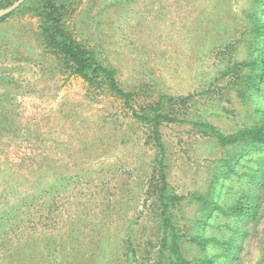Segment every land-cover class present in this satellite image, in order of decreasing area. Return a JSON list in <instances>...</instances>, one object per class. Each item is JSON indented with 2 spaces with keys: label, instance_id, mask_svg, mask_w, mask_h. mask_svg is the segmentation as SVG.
<instances>
[{
  "label": "rangeland",
  "instance_id": "374dc122",
  "mask_svg": "<svg viewBox=\"0 0 264 264\" xmlns=\"http://www.w3.org/2000/svg\"><path fill=\"white\" fill-rule=\"evenodd\" d=\"M35 1L0 22V264H170L152 125L105 82L71 74ZM62 1L65 30L114 70L139 113L264 131V66L242 65L264 60V0ZM159 130L183 256L220 263L208 239L236 238L233 263L264 264V146H222L190 123ZM247 198L255 215L204 201Z\"/></svg>",
  "mask_w": 264,
  "mask_h": 264
},
{
  "label": "trees",
  "instance_id": "16d2710c",
  "mask_svg": "<svg viewBox=\"0 0 264 264\" xmlns=\"http://www.w3.org/2000/svg\"><path fill=\"white\" fill-rule=\"evenodd\" d=\"M15 1L17 0H0V10L11 6ZM25 1L29 2L33 0ZM35 2V9L42 19L41 29L43 37L48 44L58 49L62 54L65 64L67 68L70 69L71 74L80 75L89 81L98 84L105 82L114 93L118 94L125 100L126 105L132 110V115L135 118L152 125L154 140L160 150L155 159V165L160 171L159 204L163 230L160 245L161 254L165 256L170 264H235L233 263V259L237 257V251L240 246L238 244V239L236 238L227 241H221L215 237H210L208 239V241L214 242L222 247L221 253L225 256V259L220 263L216 262L214 256L193 260H189L183 256L180 247V236L169 211L170 204L176 198L168 189L167 175L164 170L165 149L159 129L163 122L190 123L200 128H206V130L216 136L219 144L222 146L235 144L247 137L256 139L264 146V131L260 128H245L233 135H226L209 123L180 119L167 112L158 111V107L154 109L152 115L139 113L133 108V105L130 102L129 93L119 86L114 70L111 67L104 66L96 58L93 51L76 43L69 32L65 30L63 19L67 11L66 4L62 0H36ZM8 15L9 12L0 14V22ZM242 65L264 66V60L258 59L252 63H243ZM255 176L256 178H259V175ZM204 201L206 204L211 205L216 209H220L224 215L229 217L251 216L256 214V205L253 204L249 198L246 199V202L240 200L234 205L226 208L220 207L219 204L214 201H206V199H204Z\"/></svg>",
  "mask_w": 264,
  "mask_h": 264
},
{
  "label": "water",
  "instance_id": "95a60500",
  "mask_svg": "<svg viewBox=\"0 0 264 264\" xmlns=\"http://www.w3.org/2000/svg\"><path fill=\"white\" fill-rule=\"evenodd\" d=\"M24 1H25V0H20L18 3L14 4L13 6H11V7L7 8V9L3 10V11L1 12V14H5V13H8V12L13 11L14 9H16V8H17L22 2H24Z\"/></svg>",
  "mask_w": 264,
  "mask_h": 264
}]
</instances>
